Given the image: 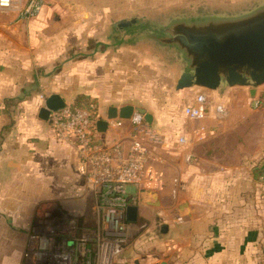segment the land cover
Returning a JSON list of instances; mask_svg holds the SVG:
<instances>
[{"label":"crops","instance_id":"crops-1","mask_svg":"<svg viewBox=\"0 0 264 264\" xmlns=\"http://www.w3.org/2000/svg\"><path fill=\"white\" fill-rule=\"evenodd\" d=\"M175 1L44 0L31 20L0 11V264H49L45 244L36 243L49 238L46 224L86 219L93 204L73 149L55 141L51 125L38 118L51 95L65 105L93 100L100 120L111 106L131 105L151 116L146 128L158 142L144 139V189L129 190L137 208L135 232L114 264H264V135L256 152L238 150L239 138L225 136L242 125L245 108L264 113L251 105L264 85L253 97L243 87L175 90L186 63L168 46L170 59L164 60L178 74L170 76L171 90L152 88L151 74L165 75L157 66L163 60L156 51L141 56L127 44L149 31L154 44L145 47L156 48L161 43L154 35L164 39L170 21L240 15L252 10L246 6L251 0H181L197 11L178 18L163 9ZM202 4L211 8L208 15L198 9ZM150 11L155 18L145 17ZM198 94L208 109L190 120L183 109ZM130 135L124 121L98 132V141L108 146L128 142Z\"/></svg>","mask_w":264,"mask_h":264},{"label":"built area","instance_id":"built-area-1","mask_svg":"<svg viewBox=\"0 0 264 264\" xmlns=\"http://www.w3.org/2000/svg\"><path fill=\"white\" fill-rule=\"evenodd\" d=\"M44 6V0H0V11L16 13L18 20L37 18ZM251 105L254 109H263L264 93L253 97ZM207 109L205 96L198 94L194 104L186 106L183 113L190 120H198ZM215 113L220 118L224 116L221 106L215 107ZM51 118L55 141L73 149L77 172L92 189L94 199L90 219L86 218L83 225L55 218L45 226L49 238L43 242L38 238L36 243L45 244L49 264H113L135 232L134 225L126 219V209L132 205L128 189L134 192L144 189L142 179L148 159L144 139L158 142V138L147 130L142 116L134 112L129 120L114 119L107 124L114 127L130 122L128 142L113 140L103 146L98 141L95 125L100 118L91 99L65 105L52 112ZM184 142L183 138L179 139L180 144ZM186 160L190 162L191 158ZM71 240L74 246L68 247Z\"/></svg>","mask_w":264,"mask_h":264},{"label":"water","instance_id":"water-1","mask_svg":"<svg viewBox=\"0 0 264 264\" xmlns=\"http://www.w3.org/2000/svg\"><path fill=\"white\" fill-rule=\"evenodd\" d=\"M121 22L120 26H129ZM162 44L175 47L186 63L175 84V90L197 87L209 91L221 86L248 88L249 96L264 85V6L231 17L204 16L170 21L164 28ZM64 101L58 95L45 99L38 118L49 124L51 113L62 109ZM136 112L146 125L151 116L144 109L124 105L108 107L105 120L96 122V130L104 133L109 120H129ZM154 196V193H146ZM137 208L127 207L126 219L135 224ZM160 264H166L162 262Z\"/></svg>","mask_w":264,"mask_h":264},{"label":"rangeland","instance_id":"rangeland-1","mask_svg":"<svg viewBox=\"0 0 264 264\" xmlns=\"http://www.w3.org/2000/svg\"><path fill=\"white\" fill-rule=\"evenodd\" d=\"M257 1V2H256ZM190 3H192L190 1ZM195 3V1H194ZM198 5V4H197ZM246 6L251 7L252 10L255 9L256 7H260V6H264V0H251L250 2L246 3ZM198 8L200 11L202 12H206L205 14H209V7H207V5L202 4L199 5ZM244 7V6H243ZM164 11L167 13H173V17L174 18H178L182 15H196L195 12L197 11V7L196 4H192V5H186L185 1H175L174 4L168 5L166 7L163 8ZM251 10V9H250ZM188 11V12H186ZM192 11H195L192 13ZM148 19H152L155 18V13H153L152 11H150L149 14H147V16H145ZM138 18V16H137ZM142 19H140L139 17V21L141 22ZM143 21H145L146 23H149V20H145L143 19ZM149 25H153V24H149ZM147 32H143L141 36H138L139 38H135L134 40H132L130 42L127 43L128 46H130L132 49V51H135V53L140 54L141 56H144L146 54H153L155 51L157 52V56L158 58L162 59L163 62L157 64L158 68L160 69V71L164 72L165 75H160V74H156V73H152V78H151V85L152 88H157L160 85L164 84V87L166 85V89L171 90L173 87V79L170 76H177V68L175 67V65L173 63H169L166 62L165 60H167V58H169V55L167 53V49L165 47H168V45L166 44H162L160 42V38L162 37V35H154V37L158 36L157 38H159V42L161 43L160 45H157L158 47H153L151 48H147L145 47V45L149 44L153 46V42L148 41V40H152L150 39V33ZM156 34V33H155ZM159 34V33H158ZM148 36V37H147ZM151 42V43H150ZM141 43V45H140ZM142 47H140V46ZM161 46V47H160ZM173 47V46H171ZM170 47V48H171ZM158 49V50H156ZM165 52V54H164ZM155 54V53H154ZM172 55V52H171ZM165 59V60H164ZM170 59V58H169ZM174 78V80H175ZM172 79V80H171ZM157 81L155 84H153L152 82ZM260 89V88H259ZM245 112L242 113L241 115V119H243V123L242 125H239L238 127H233V129H230L225 136H236L239 138V144L237 145L238 150H244V151H249V152H256V149L261 147V141H262V136L264 135V113L263 111H258V112H252L249 110V108H245ZM228 148V147H226ZM130 190V188L128 189ZM66 196L63 197V202ZM89 211H91L89 209ZM91 216V212L88 213V215H86V217H88L90 219ZM88 218L86 220H88ZM85 222V221H84ZM88 224L90 223L87 222ZM83 225V224H82ZM133 236V234H132ZM129 241V240H128ZM114 264V263H113Z\"/></svg>","mask_w":264,"mask_h":264},{"label":"trees","instance_id":"trees-1","mask_svg":"<svg viewBox=\"0 0 264 264\" xmlns=\"http://www.w3.org/2000/svg\"><path fill=\"white\" fill-rule=\"evenodd\" d=\"M76 220H77L79 225H82L84 223V221H85V217L79 216Z\"/></svg>","mask_w":264,"mask_h":264}]
</instances>
